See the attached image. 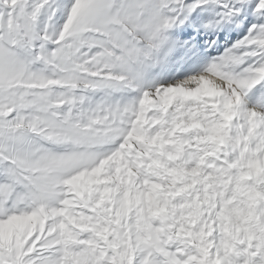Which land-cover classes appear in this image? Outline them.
I'll return each instance as SVG.
<instances>
[{"label": "snow or ice", "instance_id": "obj_1", "mask_svg": "<svg viewBox=\"0 0 264 264\" xmlns=\"http://www.w3.org/2000/svg\"><path fill=\"white\" fill-rule=\"evenodd\" d=\"M0 264H264V0H0Z\"/></svg>", "mask_w": 264, "mask_h": 264}]
</instances>
